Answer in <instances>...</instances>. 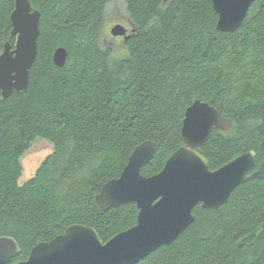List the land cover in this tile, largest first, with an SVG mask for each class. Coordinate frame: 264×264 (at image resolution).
<instances>
[{
	"label": "trees",
	"instance_id": "1",
	"mask_svg": "<svg viewBox=\"0 0 264 264\" xmlns=\"http://www.w3.org/2000/svg\"><path fill=\"white\" fill-rule=\"evenodd\" d=\"M41 12L38 54L25 91L0 93V236L19 248L12 263L73 223L104 242L137 223L129 202L103 211L96 195L120 176L147 139L156 152L142 173H159L184 141L186 109L206 101L231 119L199 151L216 169L256 150L264 159V0H254L234 32L217 28L212 0H125L133 29L127 53L100 44L112 0H30ZM15 0H0V53ZM125 40V39H124ZM68 50L64 66L53 53ZM55 143L36 176L20 186L21 157L38 138ZM195 221L171 244L136 264H264V178L238 185L218 208H194ZM252 246L239 241L256 228Z\"/></svg>",
	"mask_w": 264,
	"mask_h": 264
},
{
	"label": "water",
	"instance_id": "2",
	"mask_svg": "<svg viewBox=\"0 0 264 264\" xmlns=\"http://www.w3.org/2000/svg\"><path fill=\"white\" fill-rule=\"evenodd\" d=\"M165 2L167 0H164ZM218 14L217 28L234 32L241 26L254 0H212ZM41 12L30 0H15L11 14L15 45L7 41L0 53V93L7 98L28 88L29 74L38 54ZM127 28L116 24L114 36L130 37ZM68 50L55 49L54 63L64 66ZM230 118L206 101L196 99L186 109L182 125L183 145L167 159L163 169L152 176L142 173L156 152V143L147 139L130 153L117 178L108 180L96 195L103 210L133 202L138 208L137 223L104 242L89 225L73 223L54 238L35 244L26 260L12 263L18 254L16 241L0 236V264H136L163 245L174 242L196 219L194 208H218L234 189L252 177L264 178V159L257 169L256 150H249L224 165L211 169L199 151L215 129L228 130ZM264 153V140L259 144ZM258 227L239 241L252 246L259 239Z\"/></svg>",
	"mask_w": 264,
	"mask_h": 264
},
{
	"label": "rangeland",
	"instance_id": "3",
	"mask_svg": "<svg viewBox=\"0 0 264 264\" xmlns=\"http://www.w3.org/2000/svg\"><path fill=\"white\" fill-rule=\"evenodd\" d=\"M116 24L125 26L128 30L127 33H130L133 29L125 0H112L107 4L105 23L100 40L102 47H111L114 56H121L127 53V47L124 36H114L112 34V29ZM54 152V141L38 137L21 157L23 170L19 185L22 186L35 177L44 160Z\"/></svg>",
	"mask_w": 264,
	"mask_h": 264
}]
</instances>
